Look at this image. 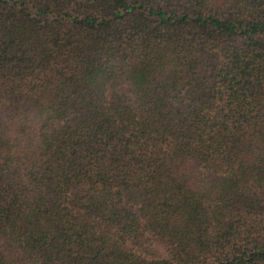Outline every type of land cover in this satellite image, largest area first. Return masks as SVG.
Here are the masks:
<instances>
[{
	"label": "trees",
	"instance_id": "trees-1",
	"mask_svg": "<svg viewBox=\"0 0 264 264\" xmlns=\"http://www.w3.org/2000/svg\"><path fill=\"white\" fill-rule=\"evenodd\" d=\"M0 264H264V0H0Z\"/></svg>",
	"mask_w": 264,
	"mask_h": 264
},
{
	"label": "rangeland",
	"instance_id": "rangeland-1",
	"mask_svg": "<svg viewBox=\"0 0 264 264\" xmlns=\"http://www.w3.org/2000/svg\"><path fill=\"white\" fill-rule=\"evenodd\" d=\"M154 247H155L156 249H158V250H162L161 246L158 245V244H154Z\"/></svg>",
	"mask_w": 264,
	"mask_h": 264
}]
</instances>
